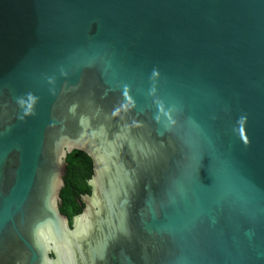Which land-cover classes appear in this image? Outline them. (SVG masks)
Masks as SVG:
<instances>
[{
	"label": "water",
	"instance_id": "1",
	"mask_svg": "<svg viewBox=\"0 0 264 264\" xmlns=\"http://www.w3.org/2000/svg\"><path fill=\"white\" fill-rule=\"evenodd\" d=\"M0 264H264V0H0Z\"/></svg>",
	"mask_w": 264,
	"mask_h": 264
},
{
	"label": "trees",
	"instance_id": "2",
	"mask_svg": "<svg viewBox=\"0 0 264 264\" xmlns=\"http://www.w3.org/2000/svg\"><path fill=\"white\" fill-rule=\"evenodd\" d=\"M66 169L59 192V210L72 224L73 217L82 212L84 196L91 193L89 180L93 174L92 159L84 150L72 149L64 158Z\"/></svg>",
	"mask_w": 264,
	"mask_h": 264
}]
</instances>
